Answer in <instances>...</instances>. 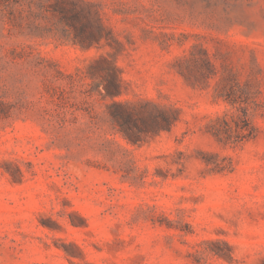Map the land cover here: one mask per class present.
<instances>
[{"label":"rangeland","instance_id":"obj_1","mask_svg":"<svg viewBox=\"0 0 264 264\" xmlns=\"http://www.w3.org/2000/svg\"><path fill=\"white\" fill-rule=\"evenodd\" d=\"M0 264H264V0H0Z\"/></svg>","mask_w":264,"mask_h":264},{"label":"trees","instance_id":"obj_2","mask_svg":"<svg viewBox=\"0 0 264 264\" xmlns=\"http://www.w3.org/2000/svg\"><path fill=\"white\" fill-rule=\"evenodd\" d=\"M106 79V78H105ZM103 88H104V95L105 96H116L120 93V89H119V80H118V75L116 73V68L113 69V71L110 73V80L103 83ZM109 108L111 110V116L112 119L118 124L120 130L123 132V134L132 142L137 141L139 139V132H147L150 129H155L154 124H150L148 121L146 120H142V126L138 125V124H134L136 123L135 121V117L133 114V111L131 109H129V107L125 104L122 103L120 101H115L113 100L110 104H109ZM163 117L165 118V122L167 124H170L172 122V118H169L168 116H166L165 114H163ZM238 118H241L240 116H238ZM243 121H245L246 125L248 122L246 121V118L243 117L242 118ZM223 125L220 127H216L213 130V134L215 135V137H217L218 140H227L230 138L231 136V126L229 125V123L227 122L226 119H222ZM131 123L134 124L137 128V131L132 130L131 128ZM158 123V122H155ZM157 125V124H155ZM244 125H239L237 122H235V133L239 134L242 133L243 135L246 136H250L253 134V128H248L247 132H243V127ZM156 127V126H155ZM154 131V130H152ZM224 137V138H223Z\"/></svg>","mask_w":264,"mask_h":264}]
</instances>
